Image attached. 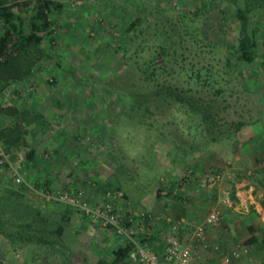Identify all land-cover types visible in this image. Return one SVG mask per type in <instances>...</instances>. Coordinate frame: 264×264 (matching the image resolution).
<instances>
[{
    "label": "rangeland",
    "instance_id": "374dc122",
    "mask_svg": "<svg viewBox=\"0 0 264 264\" xmlns=\"http://www.w3.org/2000/svg\"><path fill=\"white\" fill-rule=\"evenodd\" d=\"M72 2L74 11L81 6ZM241 3L112 0V8L78 19L80 26L89 22L81 42L77 37L73 43L47 34L40 48L29 45L24 50L23 64L33 61L32 80L39 79L23 83L19 93L12 92L14 84L10 83L3 93L4 105L20 113L0 122L7 127V139H17L11 147H3L11 164L20 167L23 182L16 183L14 172L0 167V264L25 263L21 249L25 244L18 239L21 228L15 223L22 215L34 214L28 204H57L46 192L93 189L92 196L100 193L99 201L90 204L88 195L84 197L96 205L102 203L106 190H119L123 200L117 206L122 217L147 211L134 203L150 202L149 196L159 190L166 197L171 192L181 203L185 200L181 194L190 192L188 197L202 204L193 217L182 215L191 220L189 238L213 209L220 214V237L232 236V228L225 231L231 218L238 224L245 216L255 218L256 203L264 215V7L246 16V29L255 33L257 43L253 61L246 65L237 59L242 30L237 7ZM21 4L7 0L3 9H9L12 30L28 36L32 29ZM5 24L0 17V38L8 32ZM97 25L103 27L101 36L96 35ZM160 45L168 56L160 58ZM152 56L155 63L167 66V72L174 69L175 73L165 72L160 78L179 86L188 101L164 99L146 86L141 70ZM130 94L146 98L147 103L140 110H129L136 103ZM55 109H69L73 115L57 116ZM61 123L72 125L69 136L79 125L87 129L86 139L79 137L85 145L75 140L77 147L71 148L81 152L74 151L65 162L69 180L80 176L85 184L46 188L37 180L33 185L32 171L37 174L40 166L54 160L52 143ZM34 148L40 153L35 159ZM217 174L223 175L220 182L215 181ZM37 187H41L37 195L30 196ZM237 190L248 203L240 205ZM47 211L45 216L54 218L55 213ZM4 232H13L15 237L4 240Z\"/></svg>",
    "mask_w": 264,
    "mask_h": 264
},
{
    "label": "crops",
    "instance_id": "0c3cea01",
    "mask_svg": "<svg viewBox=\"0 0 264 264\" xmlns=\"http://www.w3.org/2000/svg\"><path fill=\"white\" fill-rule=\"evenodd\" d=\"M74 1L78 6L81 5L76 8L75 11L71 8L70 3H73L72 0L71 2L68 0H52L49 2L46 0H20V2H22L21 10H23V16L27 17L26 19H28L29 22L33 19L41 21L37 28L33 29V32L41 39L37 44L38 48H40V43H43L44 36L47 34L60 35L73 43L76 37L78 40H82V36L85 35L88 29L89 22L85 21L84 25L80 26L78 19L82 18L86 20L87 14H97V11L102 8L106 10L113 6V4H111L112 0H108L106 4L101 0ZM61 27L63 28V32H60ZM96 29V35L101 36L103 34V27L97 25ZM65 30L67 31L65 32ZM78 30L80 31L78 32ZM33 32L30 30L29 34ZM77 35H80L81 38ZM81 40L79 42H81ZM38 79L39 78L34 81L32 80V76H30L18 84L13 83L12 92L19 93L21 88H23V83L37 82ZM14 87L18 89L17 92L14 91ZM53 111L54 110H51V112ZM55 111L57 116L73 115L72 110L69 109H55ZM85 115L89 116V113H85ZM57 127L58 130L56 131L52 143L53 148L51 150L54 160H51L50 164L47 163L40 166V170L37 174L35 170L32 171V175L30 176V178H32V183L34 185V182L38 180L40 181V186L46 188L67 186L68 183L69 186L70 184L74 186L85 184L82 182L80 176L75 177L74 180H69L70 177H68L66 173L67 168L65 162L68 161L67 158L73 155L74 151L75 154L81 152V150L73 151L71 148H74V146L77 147L75 140L85 145L86 142L84 140L86 139L87 129L85 125H79L78 129L73 131L75 133L69 136V131H72V125L70 123L66 125L61 123ZM67 136L68 138H66ZM79 137H83V142ZM67 140L68 144L66 145L68 147L65 149L63 146ZM33 147L32 145V148ZM34 149L33 159H35L36 155H40L39 152H36V148ZM24 159L27 161V158ZM58 161L60 162L57 163ZM121 185L123 187V184ZM85 187L90 188L87 183ZM40 188L37 187L33 193H30V196L34 193L37 195V190H40ZM91 190L93 189H88V191L83 190V194L88 195L91 201V203L89 202L90 204H92V202L95 204V202L101 199L100 193L95 192L92 196ZM21 193L23 192H20V197H22ZM169 193L170 192H167L170 197H166V193L160 190L159 193L154 192L149 196L150 202L145 203L144 201H138L134 203L135 205L137 204L139 208L150 211L155 218L150 231L147 234L139 236L138 240L147 244L148 248L157 254H162L165 248V237L168 233L165 220L173 217V220H177L182 217V215L186 214L193 217L194 211L198 212L202 204L201 202L195 204L192 198L188 197L190 192L181 194L185 199L183 201L184 203H181V199L179 200L177 197L172 198V195ZM243 195L244 194L239 190L235 192V197L240 201V205L248 203L246 201L243 202ZM86 197L87 196H85V198ZM252 203L254 202H250V204ZM28 206L29 210L34 214L30 218H25L22 215L16 223L14 222L15 226L21 228L19 234L16 233L19 237L18 239L21 243L25 244L21 248L23 251L24 264H134L128 257L122 262L116 263L114 254L116 250L123 245V241L116 238L110 230L93 226L85 217L76 212L74 208L59 204H45L42 201L36 206H31V204H28ZM48 209L55 213L54 218H49L47 214L45 216ZM61 209H67L71 214H64L62 211L60 213L59 211ZM254 209L258 215L254 216L255 218H251L253 217L252 215L245 216L243 221H241L243 225H240V222L238 224V221H233L234 218H231V220L227 222L228 228L225 229V231H231L232 228V236L227 235V237H220L221 235L219 236L218 233L219 226L211 228L207 235V243L196 248L199 264H223L221 259L222 256L236 249L238 250L239 257L232 259L230 264H264V215H261L260 212L263 208L260 204L256 203V206L253 207V210ZM251 210L252 209L249 211ZM189 221L191 220H188L183 229L176 234V237L183 245L189 242ZM249 228H252V233ZM250 236L255 238V243L248 246L244 245V241ZM2 237L6 240L12 239L15 236L13 232H4ZM215 245L220 246L221 253L212 250V247Z\"/></svg>",
    "mask_w": 264,
    "mask_h": 264
},
{
    "label": "built area",
    "instance_id": "2783aa9c",
    "mask_svg": "<svg viewBox=\"0 0 264 264\" xmlns=\"http://www.w3.org/2000/svg\"><path fill=\"white\" fill-rule=\"evenodd\" d=\"M170 1L171 0H166ZM28 92L31 89L27 90ZM0 167H8L14 172L16 183H22L23 179L18 174L20 167H14L10 162V154L0 143ZM223 175L217 174L215 181L220 182ZM46 196L53 199L59 205H67L75 209L85 217L92 225L110 229L112 233L132 242V250L128 258L134 264H199L196 248L207 243V235L211 228L218 225L220 221L219 211L211 210L204 220L197 225L186 245L176 237V234L187 224L185 216L177 220L167 218L168 233L165 237V248L162 254H157L148 248L147 244L141 243L137 237L147 234L154 223V216L151 212L137 210L129 217H122L119 214L117 202L123 200V193L119 190H106L104 200L101 204L90 205L84 197L83 191H60L56 193L46 192ZM225 203H230L229 193H225ZM130 211V210H129ZM131 214V213H130ZM213 251L218 252L219 246H213ZM239 257L238 250L224 254L223 264H230L232 259Z\"/></svg>",
    "mask_w": 264,
    "mask_h": 264
},
{
    "label": "trees",
    "instance_id": "16d2710c",
    "mask_svg": "<svg viewBox=\"0 0 264 264\" xmlns=\"http://www.w3.org/2000/svg\"><path fill=\"white\" fill-rule=\"evenodd\" d=\"M46 1L49 2L52 0ZM6 2L7 0H0V17L4 18V23H6L5 26L8 31L3 37L0 38V118H13L15 115L20 113L16 108L4 105L3 93L10 83L18 84L25 78L33 75V61H27L25 64H23L24 61L21 57L22 54L25 53L24 50H26L29 45L37 46V44L41 41V39L33 32V29L37 28L39 22L41 21L33 19L30 22L33 33H30L28 36L21 34V30L13 31L12 28L14 27V24L11 21V15L7 12L9 9H3ZM241 2L242 5L237 7L238 16L242 25L241 36L237 47V59L240 63L247 65L253 61L254 50L257 43L256 39L254 38L255 33L252 32L249 34L246 29L248 21L246 16L251 12L263 8L264 0H241ZM128 33L129 32H127V35ZM129 40L132 41L131 38H129ZM158 48L161 50V54L159 53L160 58L163 55L168 56V53L165 52V49L162 45L158 46ZM165 72H167V66L164 63H155V56H152L151 59L145 63L144 68L141 70V74L145 76V80L147 81L146 86L148 88L157 90L156 93L158 96L161 95L164 99H170L179 103H185L188 101V98L185 97L184 91L179 88V86L168 84L163 81L164 79L162 80L160 78L161 74ZM167 73L171 74L175 73V71L171 68ZM129 97L134 98L136 102L134 107L129 108V110H140L144 103H147L146 98L140 97L138 95L136 96L134 94H130ZM141 100L143 101L141 102ZM148 109L149 108L146 107V110ZM26 123L29 125L30 122L27 121ZM237 128H241V125L237 124ZM6 130L7 127L4 126V123L0 122V142L3 146L11 147L15 142H17V139H14L13 141L8 140L7 135L5 134ZM31 154L32 152L30 155ZM30 155L27 156V159L30 158ZM159 192L160 190L158 193ZM169 194L171 195L172 193L170 192ZM249 230L252 233V228H249ZM115 237L123 241V245H121L114 254L115 262L120 263L126 257H128L133 245L132 242L127 239L119 238L117 236ZM138 238L139 237H137V240ZM255 241V238L250 236L249 238L247 237L243 244L248 246L255 243ZM139 242L143 243L142 241Z\"/></svg>",
    "mask_w": 264,
    "mask_h": 264
}]
</instances>
